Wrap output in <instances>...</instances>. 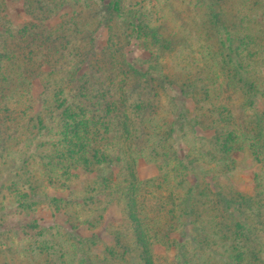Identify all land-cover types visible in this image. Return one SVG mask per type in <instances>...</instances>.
<instances>
[{"label":"rangeland","instance_id":"rangeland-1","mask_svg":"<svg viewBox=\"0 0 264 264\" xmlns=\"http://www.w3.org/2000/svg\"><path fill=\"white\" fill-rule=\"evenodd\" d=\"M37 1L0 0V17L10 20L16 31L25 29L29 22L40 23L31 16L33 8L39 10ZM44 1L48 11L60 6V14L45 23L48 31L60 27V47L66 48L68 44L69 51L62 62L66 65L69 62L74 67L72 72L76 70L77 74L76 85L69 84V91L78 88L79 94L88 95L97 77L102 79L98 91L104 90L110 83L109 67L123 60L135 62L137 70L156 71L157 82L163 83L157 90L156 110L147 112L148 117L155 119H147L146 125L154 126L157 132L159 128L172 126L173 135L166 141L170 150L179 158L186 157L182 158L184 164L193 161L192 171L195 168L209 174L211 182L215 179L224 185L231 183L250 196L255 195L256 185L264 188V153L259 155L256 150L262 144L256 133L264 127V0ZM3 3L6 6L2 7ZM251 18L258 19V25L249 24ZM77 30L86 33L80 37V45L69 43L64 36ZM165 42H171L167 49L161 46ZM222 48L224 53L219 51ZM236 48L245 52L243 74L255 80L260 92L245 94L247 102L242 101V92L234 93L225 85V79L234 74L225 68V58H233ZM221 67L226 72L219 70ZM99 70L103 74L106 71L105 75H95L100 74ZM114 73L117 81L128 79L123 69L119 72L116 68ZM88 75V81L80 79ZM52 76L35 81L30 111L19 117L32 120V127L21 136V149L12 142L11 152L0 151V264H85L84 253L90 251L98 264H105V251L109 248L116 249L115 264H139L138 255L124 251L114 238L116 229L125 225L117 197L112 198L115 204L109 205L103 195L90 191L92 176L88 178L72 169V174L79 177L70 175L68 179L52 165L60 160L61 135L60 122L51 123V119L55 118V106L69 101L67 95L60 101L59 94H55L51 80L58 75ZM165 76H169L171 85L164 83ZM154 92L156 95L155 88ZM48 102L55 109L42 114L47 119L42 127L37 126L33 116L44 113L42 103ZM240 104L246 106L241 108ZM15 106L16 113L26 107L21 102ZM15 117L7 114L0 120L15 121ZM224 128L235 133L238 151L234 153V162L210 164L213 154L219 155V149L214 147L216 130ZM11 135L15 137L14 133H8V137ZM161 140L165 141L153 138L145 157L139 160L137 170L141 180L159 176V168L165 169L166 146ZM198 147L203 153L199 156L201 162L195 163ZM152 148L153 152L149 151ZM160 156L163 158L160 165L148 162ZM176 165L173 161L171 170L177 175L180 172ZM180 174L182 177L183 173ZM91 198L94 200L89 201ZM154 251L153 264H177L180 256L174 249ZM191 254L190 250L188 255Z\"/></svg>","mask_w":264,"mask_h":264},{"label":"trees","instance_id":"trees-1","mask_svg":"<svg viewBox=\"0 0 264 264\" xmlns=\"http://www.w3.org/2000/svg\"><path fill=\"white\" fill-rule=\"evenodd\" d=\"M44 4V0H38V12L35 8L31 11L32 18L40 23L29 22L20 31H16L17 27L10 20L0 17V117L14 114L17 119L0 120V151L11 152L12 142H16L17 148L21 149L22 137L32 127V120H27L25 116L19 117L30 111L34 83L37 79L45 76L52 78V74H57L58 77L51 80V86L55 94H59L60 101L65 95L69 101L58 104L56 109L51 108L49 102L42 103L46 111L38 112L37 118L33 116V119L37 121V126L42 127L47 119L43 115L51 109L56 110L51 123L56 120L60 122L61 136L60 163H52L54 169L62 170L68 179L70 175L79 177V174H72V169L75 173H85L88 178L92 176L93 190L90 191L103 195L109 205H114L112 198L117 197L118 206L124 211L125 225L116 229L114 238L124 251L136 253L141 262L139 264H153L156 248L166 251L174 249L180 254L177 264H264L263 186L256 185L255 195L250 196L238 191L231 183L224 185L215 179L211 182L209 174L195 168L192 171L190 165L194 164L193 161H185L184 164L182 158L186 157L179 158L170 150L166 141L171 140L172 126L171 129L167 126L159 128V135L153 134L158 133L157 129L146 123L147 119H155V116L148 117L147 112L156 110L157 90L163 83L157 82L156 71L137 70L134 68L137 67L135 62L123 60L119 65L110 62L114 65L109 67L110 83L104 90L98 91L102 79L97 77L88 95L79 94L78 88L69 91V84L76 85L77 74L76 70L72 72L74 67L72 69L69 62L67 65L62 62L68 54V44L66 48L60 47V27L48 31L45 23L49 21L47 19L60 14V6L48 11V6L44 7ZM104 5L108 9L107 4ZM4 6L5 3L2 4ZM248 22L258 25V19L255 18ZM76 32L70 31L64 36L69 38V43L74 41L80 45L79 39L86 33L84 35L81 30ZM228 40L234 47L231 38ZM170 45L171 42L161 44L165 49ZM119 49L121 52L122 48ZM219 51L224 53L223 48ZM244 55L245 52L236 48L233 58H225V68L234 73L225 79V85L227 90L234 93L242 92V101L247 102L245 94L252 92L257 95L259 90L255 80L243 74ZM116 68H119V72L123 69L128 79L117 81L114 73ZM220 69L226 72L224 67ZM99 72H95V75L106 73ZM89 75L80 76V79L88 81ZM65 79L67 82H64ZM163 79L166 85H171L169 76ZM210 85L215 92V87ZM26 99L29 102H25ZM20 102L27 109L17 106L21 110L16 113L15 105ZM241 104V108L246 106ZM72 123L75 126H70ZM8 133H14L15 137H8ZM216 133L214 147L219 149V155L213 154L210 164L226 162L230 165L234 162V153L238 151L235 133L225 128L216 130ZM262 135L263 126L256 133L259 143H262L256 149L259 155L264 153ZM155 137L165 139L161 141L166 146L163 156L166 170L159 168V176L141 180L137 165L145 157ZM149 151L153 152V148ZM197 152L195 163H200L199 156L203 151L198 147ZM159 153L162 156L163 149ZM161 156L148 162L160 165L163 163ZM173 161H176L178 171L183 173L182 177L171 170ZM213 175L217 176L216 171H213ZM190 250L192 254L189 256ZM116 253V249H106L103 262L115 264L118 261ZM83 258L85 264H98L91 251L84 253Z\"/></svg>","mask_w":264,"mask_h":264}]
</instances>
